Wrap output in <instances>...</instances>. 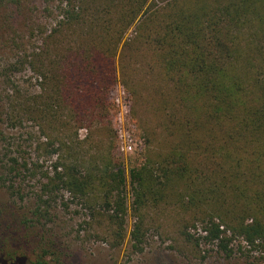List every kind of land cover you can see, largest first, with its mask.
Wrapping results in <instances>:
<instances>
[{
  "label": "trees",
  "instance_id": "trees-1",
  "mask_svg": "<svg viewBox=\"0 0 264 264\" xmlns=\"http://www.w3.org/2000/svg\"><path fill=\"white\" fill-rule=\"evenodd\" d=\"M42 1L57 2V20L23 61L39 93L19 106L45 139L38 150L54 162L41 188L47 198L38 197L33 215L55 202L54 192H68L87 204L98 234L117 248L126 236L128 184L134 253L147 242L149 212L163 203L177 210L185 245L215 243L230 257L232 241L242 240L264 254V0ZM116 59L121 83L137 99L145 94L170 138L128 178L113 163L115 147L99 152L92 139L96 128L115 132ZM7 156L0 187L10 191L6 183L35 172ZM198 225L202 236L191 232ZM45 254L30 264H49Z\"/></svg>",
  "mask_w": 264,
  "mask_h": 264
},
{
  "label": "rangeland",
  "instance_id": "rangeland-1",
  "mask_svg": "<svg viewBox=\"0 0 264 264\" xmlns=\"http://www.w3.org/2000/svg\"><path fill=\"white\" fill-rule=\"evenodd\" d=\"M56 7L57 2L46 4L42 0H0V132L4 137L2 141L0 136V159L3 154L8 155L6 159L26 162L35 172L16 176L12 183H6L13 184V190L0 187V262L5 264V260L16 259L15 264H30L46 252L44 258L49 264H264V254L246 246L242 240L232 241L230 257L219 251L215 243L201 242L198 248L185 245L177 235V210L163 203L149 212L147 242L142 253H134L129 239L134 217L130 211L132 195L128 184L122 189L127 210L126 236L117 248L98 234L97 221L87 204L72 198L68 192H54L50 197L55 196V202L47 208L48 205H43L41 210L45 211L40 217L33 215L38 197L43 195L44 176L50 173L54 158L38 150L45 139L37 123L26 119L29 117L22 114L19 106L20 101L39 93V79L23 61L36 48L42 33L54 27ZM131 34L132 29L126 36ZM117 59V82L110 95L109 112L115 132L106 126L96 128L92 139L99 152L107 151L109 145L112 149L115 147L113 163L123 168L128 178L129 169L142 164L151 151L164 152L170 138L161 130L145 94L137 99L121 83ZM116 97L128 111L124 123L130 126L135 143L131 154L118 150ZM9 116L13 117L12 121L8 120ZM20 117L23 120L19 125ZM13 123L16 125L12 126ZM77 134L82 140L86 130L80 129ZM46 198L43 195L42 200ZM191 232L204 235L199 225Z\"/></svg>",
  "mask_w": 264,
  "mask_h": 264
},
{
  "label": "built area",
  "instance_id": "built-area-1",
  "mask_svg": "<svg viewBox=\"0 0 264 264\" xmlns=\"http://www.w3.org/2000/svg\"><path fill=\"white\" fill-rule=\"evenodd\" d=\"M115 105L117 107V114H116V123H117V137H118V150L122 152L123 154L126 153H133L134 151V145L131 133L128 128L130 126L124 123L126 120V116L128 114V111L126 110L125 106H123L120 102V99L118 97L115 98Z\"/></svg>",
  "mask_w": 264,
  "mask_h": 264
}]
</instances>
